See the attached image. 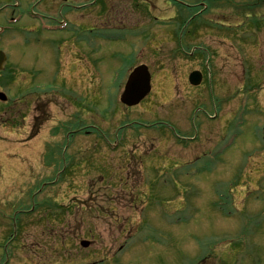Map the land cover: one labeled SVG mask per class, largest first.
<instances>
[{
	"label": "rangeland",
	"instance_id": "1",
	"mask_svg": "<svg viewBox=\"0 0 264 264\" xmlns=\"http://www.w3.org/2000/svg\"><path fill=\"white\" fill-rule=\"evenodd\" d=\"M40 1L0 0V27L14 16L33 18L14 26L17 31L0 35V49L9 55L6 68L14 71L13 76L0 73V90L8 98V103L0 102V264L105 259L124 250V238L130 247L126 261L118 256L104 264H264V34L249 28L243 11L237 13L243 4L257 0H218L205 19L198 13L191 20L194 10L178 11L179 3L206 0H106L110 7L100 19L105 25L102 40L96 46V34L90 35L88 57L85 46L74 39L60 48L71 34L56 33L50 41L46 27L62 24L63 11L58 10L57 21L49 19L56 15L45 11ZM116 1L122 22L114 27L111 9ZM98 5L104 6L97 1L84 13L88 25L97 20ZM64 16L80 23L81 15ZM178 16L185 24L189 20L185 31ZM227 32L236 42L232 48ZM44 36V47L46 42L54 44L46 50L37 43ZM193 46L206 49L209 62L206 82L196 89L188 88L187 74L205 64L200 51L188 55ZM60 51L67 53L65 58ZM258 53L257 64L251 65L256 78L248 81L243 60L249 62L248 56ZM129 62L149 67L152 95L125 108L118 92L126 74L119 86L116 73ZM58 67L63 86L53 97L52 90L42 102L37 100L42 92L27 94L36 86L53 85ZM245 93L247 106L242 104ZM83 97L86 108L79 102ZM196 97L208 102L197 101L191 112ZM217 109L229 116L227 121L210 118ZM67 122L86 124L90 133L73 130L64 135L67 130L61 125ZM122 123L127 125L120 127ZM205 123L210 134L206 137L199 134ZM154 124L170 126L180 136L199 134L195 179L176 177L174 169H185L171 159L183 156L180 140L164 126L152 129ZM116 125L110 134L107 129ZM130 126L140 128L127 132ZM117 133L125 135L119 144L123 148L117 145L109 151L106 145ZM94 143L96 149L89 147ZM152 165L157 180H143L140 172L148 175ZM128 171L137 178L128 177ZM150 182L159 184L155 196L147 187ZM122 218L133 224L123 226ZM81 239H89V248L79 246Z\"/></svg>",
	"mask_w": 264,
	"mask_h": 264
},
{
	"label": "water",
	"instance_id": "2",
	"mask_svg": "<svg viewBox=\"0 0 264 264\" xmlns=\"http://www.w3.org/2000/svg\"><path fill=\"white\" fill-rule=\"evenodd\" d=\"M5 61L4 54L0 51V68ZM149 73L144 65H141L133 70L130 74L127 82L125 83L124 92L120 98L121 102L131 106L138 103L149 91ZM191 84L196 85L200 82V74L198 72H192L189 75ZM5 95L0 93V100H5ZM87 243H83L85 246Z\"/></svg>",
	"mask_w": 264,
	"mask_h": 264
},
{
	"label": "flooded vegetation",
	"instance_id": "3",
	"mask_svg": "<svg viewBox=\"0 0 264 264\" xmlns=\"http://www.w3.org/2000/svg\"><path fill=\"white\" fill-rule=\"evenodd\" d=\"M40 1V0H39ZM72 0H42V1H40V3L43 5V3L45 2V5H46V7H45V10H48V9H50V8H54L55 7V5H58L60 8H62V9H65V10H67L68 12H71V13H73V10L72 9H70L71 7H75V6H73L70 2H71ZM118 2V1H117ZM117 16H118V13H117ZM81 21H83V25H84V29H87V27H86V25H88L87 24V21H85V17L84 16H82V20ZM71 22V21H70ZM117 22H118V19H117ZM118 24V23H117Z\"/></svg>",
	"mask_w": 264,
	"mask_h": 264
}]
</instances>
